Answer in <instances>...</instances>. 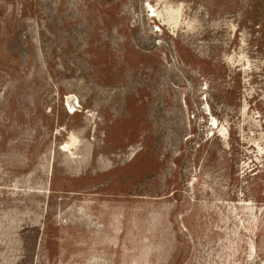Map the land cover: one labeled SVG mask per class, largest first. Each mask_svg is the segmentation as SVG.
<instances>
[{
    "label": "rangeland",
    "instance_id": "rangeland-1",
    "mask_svg": "<svg viewBox=\"0 0 264 264\" xmlns=\"http://www.w3.org/2000/svg\"><path fill=\"white\" fill-rule=\"evenodd\" d=\"M0 264H264V0H0Z\"/></svg>",
    "mask_w": 264,
    "mask_h": 264
},
{
    "label": "bare ground",
    "instance_id": "bare-ground-1",
    "mask_svg": "<svg viewBox=\"0 0 264 264\" xmlns=\"http://www.w3.org/2000/svg\"><path fill=\"white\" fill-rule=\"evenodd\" d=\"M68 107H69V109H72L73 107L72 106H70V105H68ZM73 110V109H72ZM214 124V123H213Z\"/></svg>",
    "mask_w": 264,
    "mask_h": 264
}]
</instances>
